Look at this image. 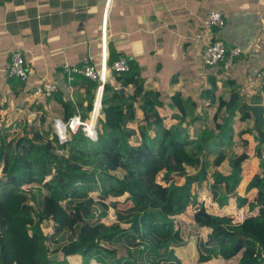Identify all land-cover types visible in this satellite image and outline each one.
I'll return each instance as SVG.
<instances>
[{
	"label": "trees",
	"instance_id": "16d2710c",
	"mask_svg": "<svg viewBox=\"0 0 264 264\" xmlns=\"http://www.w3.org/2000/svg\"><path fill=\"white\" fill-rule=\"evenodd\" d=\"M217 33L214 39H220ZM119 58L111 53L109 66ZM129 63V73L115 75V84L109 80L105 85L97 141L79 132L60 144L54 118L68 123L83 105L64 99L61 92L45 99L48 108L33 101L29 111L37 110V118L31 125L26 117L7 126L6 115L0 114V264H211L217 259L264 264V128L257 130L248 96L240 95L232 107L227 100L220 99L217 106L212 99L206 106L212 112L210 125L196 128L198 120L192 118L188 132L182 129L186 103L178 94L173 103L183 114L174 113L179 126L161 132V95L131 92L145 81ZM78 76L89 87L84 120L93 109L97 83ZM119 97L123 110L112 103ZM225 113L239 114L234 123L228 120L229 127H243L251 119L250 126L233 138L220 122ZM226 161L232 172H222ZM251 161L263 172H255L241 194L239 171ZM187 167L195 172L187 174ZM177 177L199 184L188 204L191 211L183 209L191 216V227L174 210L168 186ZM205 193L219 208L235 199L237 210L246 208L249 216L236 222L212 211ZM219 245L229 250L226 258L214 255ZM187 249L192 256L183 253Z\"/></svg>",
	"mask_w": 264,
	"mask_h": 264
},
{
	"label": "crops",
	"instance_id": "0c3cea01",
	"mask_svg": "<svg viewBox=\"0 0 264 264\" xmlns=\"http://www.w3.org/2000/svg\"><path fill=\"white\" fill-rule=\"evenodd\" d=\"M216 11L226 18L217 36L243 51L229 70L223 64L208 68L203 63V51L212 39L204 21ZM104 50L107 64L111 53L135 64L145 81L140 92L160 93L164 106L157 111L166 119L165 128L179 124L174 113L183 115L173 103L178 94L187 108L182 129L191 131L192 118L198 120L194 127L205 128L212 121V112L206 108L210 101L216 100L218 106L220 99L230 102L237 93L248 96L249 104L257 102L252 99L258 95V75L264 68V0H0V114L6 115L7 125L36 114L37 110L29 111L35 100L51 106L46 97L40 99L30 91L44 82L58 85L57 93L66 100L77 105L83 101L75 112L87 114L89 87L77 77L83 75H74L69 83L63 67H83L90 60L99 69ZM16 51L24 55L27 84L7 77ZM188 101L196 108H190ZM123 102L119 97L112 103L123 110ZM139 118H144L142 111ZM249 123L251 119L236 127L235 133L246 130ZM133 129L136 133L137 126Z\"/></svg>",
	"mask_w": 264,
	"mask_h": 264
},
{
	"label": "built area",
	"instance_id": "2783aa9c",
	"mask_svg": "<svg viewBox=\"0 0 264 264\" xmlns=\"http://www.w3.org/2000/svg\"><path fill=\"white\" fill-rule=\"evenodd\" d=\"M225 26L226 18L222 12H210L204 21L205 31L207 35L212 38L204 49L202 55L205 67L214 68L223 64L224 70H229L243 53L240 47L230 46L221 39H214L215 32L221 31ZM130 70V63L124 57H120L109 66V64H107L106 51L99 69L96 65L91 64L90 60H85L83 67H63V71L67 75L69 83L74 80V75L82 74L91 81L96 82L97 88L95 91L93 109L88 119L83 120L81 116L76 115L72 117L68 123L63 122L60 119L55 120V132L59 137L60 144L67 143L79 132H82L90 141L98 140V128L99 121L102 118L105 85L107 81L110 80V77L115 79V75L129 73ZM7 77L9 79L18 80L21 83H28L29 72L22 51H16L13 54ZM258 78L260 81L258 95L261 97V100L254 104L262 105L264 107V68L260 71ZM30 91L35 97L40 99L44 97L49 98L58 92V85L53 82H44L38 87L31 88Z\"/></svg>",
	"mask_w": 264,
	"mask_h": 264
},
{
	"label": "rangeland",
	"instance_id": "374dc122",
	"mask_svg": "<svg viewBox=\"0 0 264 264\" xmlns=\"http://www.w3.org/2000/svg\"><path fill=\"white\" fill-rule=\"evenodd\" d=\"M235 116H230V114L225 113L222 117H221V123L223 124V126L226 125V128H224V130H228L229 132L228 135L232 136L235 135V128L233 127H229L227 125L228 120L236 121L237 118H234ZM162 118V117H161ZM165 118H162V124L164 126L165 123ZM12 122L8 121V125H10ZM161 124V125H162ZM7 125V126H8ZM160 125V126H161ZM231 126H234V124L232 125V123L230 124ZM250 125V123H249ZM179 126V124L177 125ZM165 128V126H164ZM165 130H167V128H165ZM164 129L160 130L161 132L165 131ZM223 136L226 137L225 134H221ZM234 137V136H233ZM226 143L229 144L230 141L226 140ZM256 145V143H255ZM156 154H158V150L155 149L154 150ZM256 161V160H255ZM1 171V170H0ZM233 171V166L230 162H228L227 164H225L224 166H222V172L224 173H229ZM185 172L187 174H193L195 172V169L187 167L185 168ZM257 172L259 174H261L263 171L261 168H258L253 162L248 164V166L244 168H242V170L239 171V175L240 177L243 179V185L239 188V192L241 194H243L245 192V187L247 185L248 182H250V180L253 178L254 173ZM169 192L172 194L173 196V203H174V210L176 212V214L180 215V219H182V221H186L188 224H190L189 222H191V216L190 214H188L191 211V207L188 206L191 197L198 193L199 190V184H193V185H189L185 179V177H177L175 179L174 182H172L171 184H169ZM255 194L250 193L248 195L249 199L252 200L254 198ZM208 194H204L203 199L207 198ZM207 206L214 212L216 213H220V214H228L232 217H234L236 222H240L243 220V218L245 216H249V213L247 212L246 208H243L241 210H237V205L235 203V199H229V201H226L225 203V207L224 208H219L217 204H213L211 203L210 199L208 200L207 198ZM183 209H187V212H184ZM192 224H190L189 226L191 227ZM43 227L45 230H48L50 227V224L48 222L43 223ZM205 233L202 235L203 238H205ZM218 247V248H217ZM214 250V255L215 256H223L224 258H226L227 254L229 253V250L226 249V247L219 245L217 246ZM183 253H185L186 255H191L192 256V250L191 249H187V250H183ZM166 254H159L156 255V257L158 258H162L165 257ZM110 262H108L109 264ZM211 264H232V263H223L221 261H219L218 259L215 260L214 262H212Z\"/></svg>",
	"mask_w": 264,
	"mask_h": 264
},
{
	"label": "water",
	"instance_id": "95a60500",
	"mask_svg": "<svg viewBox=\"0 0 264 264\" xmlns=\"http://www.w3.org/2000/svg\"><path fill=\"white\" fill-rule=\"evenodd\" d=\"M129 60V59H128ZM142 90V88H138L136 92H140ZM121 93H123V90L121 91ZM240 100V97L237 93L233 94L229 105L232 107L233 105H235L236 103H238V101ZM250 110L252 111L257 123H258V130H262L264 128V107L262 105H257V104H252L250 105ZM74 116L77 115L76 112L73 113ZM37 118L36 114H31L28 116V123L31 125L34 120Z\"/></svg>",
	"mask_w": 264,
	"mask_h": 264
},
{
	"label": "clouds",
	"instance_id": "9594fccd",
	"mask_svg": "<svg viewBox=\"0 0 264 264\" xmlns=\"http://www.w3.org/2000/svg\"><path fill=\"white\" fill-rule=\"evenodd\" d=\"M250 105H252V104H250Z\"/></svg>",
	"mask_w": 264,
	"mask_h": 264
}]
</instances>
